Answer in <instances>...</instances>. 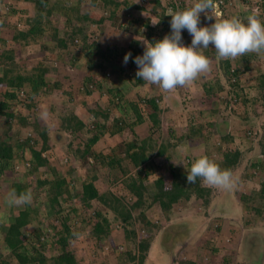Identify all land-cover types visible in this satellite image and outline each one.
Returning a JSON list of instances; mask_svg holds the SVG:
<instances>
[{"label":"rangeland","instance_id":"rangeland-1","mask_svg":"<svg viewBox=\"0 0 264 264\" xmlns=\"http://www.w3.org/2000/svg\"><path fill=\"white\" fill-rule=\"evenodd\" d=\"M112 1L114 4L116 2V5H104L102 0H100L101 5L100 3L96 4L97 1L94 3H90V0L78 1L80 2V12L86 17L79 21H76V18H72L74 20L72 23L77 24L71 26L74 28V34L71 33L72 30L70 27L66 28V18L59 10L60 6L58 3L61 2L59 4H63L62 2H64V0H35L34 3L27 0H18L17 4L21 9H18V12L14 13V16L8 18L3 17V20H7V22L4 23L5 25L0 24V53L7 54L6 52L8 50L13 51V59L16 62L15 64H17L16 69H19L20 73H29L31 65L43 59L44 64H46V61L49 64L50 84L54 82L60 83V86L48 91L46 93L47 95L41 93L39 95L41 100L37 98L34 99L37 104L36 113L39 117V126L44 128L43 132L45 131L46 133L47 143L49 145L43 154L49 157L48 163L50 164L49 167H51L50 169L49 167L46 168V166H42L38 174L47 176L52 180L54 176L58 177L60 175L59 173L63 176L66 175V172L69 171L68 168L74 167L77 171L72 172L69 177L71 178L73 187L79 188L82 179L93 176L94 184L99 192H110L111 196H125L127 200L133 201L134 198H131L128 190L123 188L120 180L121 178H127L125 175L135 177L138 173V168L132 167L125 153L120 152L126 143L136 139V142H138L137 144H139L140 141L147 136L154 139L153 143L155 146L149 148L147 154L149 155L150 163L152 162V167L154 165V168H156L151 171V175H149L148 178L143 180L147 197H150L153 195V192L157 191L154 185L155 178L158 176H168L167 165L172 164L174 167L187 171L190 168L187 163L192 162V159L207 155L206 149L210 150L211 155L213 154V158L220 157L214 150L215 145L221 143L220 137L227 132L231 134L230 136H233L232 141L227 144L229 147L237 149L240 152L238 163L231 171L236 180V186L232 190L210 188L205 186L202 180H200V184L208 188V192H204L202 198L192 196L186 201L179 200V202L167 212H164L161 207L158 208V205H154V203L151 204L153 205L152 208H150L151 205H147L136 210L135 214L137 212L139 214L141 210L144 213L146 210L151 220L159 218L157 227H152L151 221L144 226V221L138 222L137 220L139 219H136V223L134 224L137 229L143 226L150 231V234H147V232H145V234L150 236L149 244L150 248L152 247V251L149 250V252L145 254L143 264H155L151 259H153V261L159 260L160 264H189L193 256L196 257V264H264V194L263 196L260 195L261 182H264V177L258 168L251 166L253 163H259L258 160L261 161L263 158L261 155V147H264V99L259 95L257 80L254 75H250L247 71L242 74L240 84H244L243 87L245 91L242 94L240 93L239 98H235V87L227 83L226 77L221 72L223 69L218 67V63H212L211 70L202 74L195 81L196 84H194V88L202 87L201 85L204 83L210 86H212L211 83H219L221 88L217 96H213V94L207 95L205 99L202 98V101L198 102L199 104L196 105V108L188 110V114L177 115L178 112L180 113L183 110L187 111L181 102L183 101L182 93H186L188 90L187 86L178 87L176 91L164 92L162 90L160 91L159 87L156 88V85H149L146 83L143 86V84L134 83L132 80L134 74L130 71L125 72L126 74L123 73L121 77L122 80L125 75L129 77L126 78L127 80L124 82V84L127 85V87L124 88L128 90L126 102L127 100L138 101L137 95L138 97L146 96V91L149 92L151 90L152 92H156V98L159 100L161 107L159 110V125L157 128L150 127L149 121L146 120L136 125L134 128H125L120 134L118 133L119 135H117L114 145L109 149H105L110 150L109 154L105 156L101 155L102 157H99L100 159L91 156V158H86L87 162L85 163H83L82 159L77 157V153L82 145H86V140L90 133H88L86 129L72 132L66 126L61 128L58 119H51L48 115V110L46 109H48L49 104L55 105L56 110L54 111H58V113L61 111L60 109H62L65 115L70 111L72 106H74L73 113L84 120L86 125L85 128L88 129L90 125L93 128L95 124H98L95 131L100 127L99 124L102 125L103 122L112 123L115 118L124 120L126 123L129 122V115L123 116L115 114L113 106L109 105L108 108L105 100L104 104L100 102L101 106L97 105L100 107L99 113H102V115H94L95 118L90 120V110L88 108L95 109L96 105L92 103L94 101L90 102L91 105L81 104L80 102V96L83 98V96L86 95L84 92L79 93V87L81 86L80 80L83 74H86L84 64L82 63L91 58V55H88L89 49L90 52L95 54V56H92L94 59L100 57L101 53H97V55L96 51L92 49L94 42L95 44L97 43L100 48L102 47L101 50L114 47V52L121 51L126 53L130 52L129 48L132 45L131 41L133 39L144 42V32L146 28L138 23L127 26V20L133 16L136 18H143L147 15L150 17L152 15V20H155L159 18L157 13H161V9H164V5L168 6V0H139L138 3H136L135 0ZM175 1L178 2L179 5L186 7H189L194 2V0ZM239 1L240 0H238V2ZM4 2L5 3L2 2V4L8 5L7 0ZM76 2V0H70L69 4L75 5L77 4ZM228 2L229 6L225 7L224 12L218 15H213L211 12L207 13V15L213 17L212 19L206 18V15L201 13L200 25H210L214 20H219V18L223 19L233 16L239 17L242 22L246 23L247 17H249V10H247L243 4H240V2L238 3L234 0H228ZM135 4L138 5V8L135 7ZM24 12L26 13L24 14ZM169 12L170 11L164 9L162 15ZM225 13L226 15L222 17ZM36 14H41L39 22L41 23L42 31L35 34H27L25 39L21 37L16 38L17 32L26 31L28 28L25 23L23 24L20 18L25 19L28 16L31 18V21H33V17ZM15 16L20 18L18 19ZM96 16H102L105 21L100 25L96 24L90 19ZM261 20H264V16L261 17ZM161 28V30H163L162 32L159 30V27L155 29L156 37L159 36V33L163 36L170 34L166 27ZM181 35L183 38L182 40L186 41L182 32ZM62 36L66 41L63 46L58 43L59 38ZM211 47L210 45V48ZM114 54L116 53H113V55ZM110 56L111 58H109V61L104 62L106 64L105 71L111 72L109 78L115 82L117 79L113 75L116 73L113 72L115 70L118 73V71L113 68L111 64L118 63L117 61L120 59V56L117 57L115 61L112 60L114 59L112 58V54ZM0 59L2 58L0 57ZM122 59L123 57L120 60ZM256 60L252 64V68L257 72L256 75L261 74V72L264 73V54H260ZM234 64L238 68V63ZM3 65L1 60L0 69L3 68ZM23 87L29 90L28 85H24ZM6 89L10 90L6 85L1 87L3 91ZM189 89H191L190 85ZM15 90H18V88ZM66 91L70 92L69 95ZM200 92L202 93L203 91L200 90ZM22 98L26 100L24 96L20 98L16 96L11 99V107L13 112L19 116L27 114L28 119L24 120V122H26L24 126L19 129L15 127L14 131L17 129L19 132L17 135L15 134L14 138L10 141L12 144H15L14 149L17 150L18 147L16 146L15 137H19L18 140L22 142L26 141V138L29 137L32 138L30 144H32L35 149H40L42 143L40 133L38 134L39 131L31 127V123L34 122V117L36 115L31 117L30 113H26L25 102L22 101ZM244 99H246V101H244ZM254 99L260 101L257 100L255 102ZM98 100L102 101L101 98ZM212 102H215L214 108L211 107ZM66 108L70 109L67 110ZM124 110L126 111L127 109L125 108ZM86 112L89 117L87 121L85 118V116L87 117ZM210 113H212V115ZM105 115H107L106 120H104ZM130 117L134 118V115L131 113ZM4 121L5 118L0 116V135L5 128ZM67 126L73 127L72 122ZM190 126H195V128L200 126L201 128L199 127L198 129L207 137L206 141L204 142L203 136L200 137V135L192 137L193 135H190ZM112 129V126L107 125L105 126L104 132H111ZM10 130L11 131L8 133L12 136L13 131L12 129ZM248 132H250V134ZM251 132L255 133L251 134ZM111 135L113 134L111 133ZM110 138V136L104 135L105 141L103 143L106 144V141H108V139L110 140ZM201 138L203 139L200 140ZM110 141L113 144V140ZM95 146L96 148H100V145ZM161 146L165 148V155L163 156L157 154V150ZM185 146L188 147L189 154L187 157H182L181 151ZM225 146L226 145L223 144V147ZM91 151L96 153L93 148ZM75 153L76 155H74ZM110 155L116 158L121 157L123 159L121 160L123 165L120 167L115 164L113 165L114 167L110 166L108 164L109 160L106 157ZM29 157L30 153L28 147H26L22 159L26 158L27 160ZM101 158L104 159L103 162H100ZM124 158H126V160H124ZM21 165L22 163L20 161H16L14 165L15 171L12 172L11 170H7L4 173V179L0 181V225L1 223L5 225L10 223L16 212L20 209V207H8L5 203V196L7 192L12 189V179L15 181L16 178H21V170L23 171ZM123 168H127L126 173ZM129 169L131 170L129 171ZM53 170L56 171L55 174ZM36 176L37 174H32L26 179L27 182H29L30 190L33 189ZM74 189L75 188L72 190ZM47 194V190L45 189L33 192L30 205L31 207H39V213H42V215L35 217L33 219L34 222L30 224L31 226L26 225L23 228L27 237H32L33 234L36 235L37 232L32 231L40 229L35 228L36 223H42L43 226L48 222L54 223L56 214L52 212L47 204L45 199ZM205 196L210 199L207 205L203 202ZM64 200L66 202L65 206L77 205V203L80 202V200L71 198ZM91 205L92 208L89 209L82 207L80 212L91 214L94 209L99 208L107 214L112 224L117 223V221H113V213L106 209V205L95 200L92 201ZM260 207L263 212H261L262 214L254 210ZM63 213L65 214L67 211ZM132 213L134 214V210H132ZM144 220H148L147 217ZM55 223L57 224L58 230L62 229L59 221ZM201 224H203V226ZM69 226L77 233V236L69 241L65 249L74 252L78 264H101L102 261H105V264H119L116 256L110 254L108 251L110 245L114 243H110V240L106 239L103 241V244L104 249L108 252L95 253L92 250L95 247L94 240L93 238L90 239L91 237H87L90 225L83 227L79 221L72 222L71 220ZM39 232H41V229ZM3 235L4 234L0 232V243L1 240H3ZM239 235L242 243L239 241ZM116 236V234L112 235L113 241L117 238ZM209 240H215V244L219 245V252H213V254L210 255L207 253L208 251L205 250L188 248L195 244H198L196 245L197 248L202 246L201 244L208 246ZM194 251L197 254H193ZM155 252H161L162 255H164V259L157 257ZM58 253V249L56 247L52 248V245L49 247L47 246V248L43 250V254L48 259H51ZM0 254L5 257L7 256V253L2 250L1 245ZM174 259L178 261L173 262Z\"/></svg>","mask_w":264,"mask_h":264},{"label":"trees","instance_id":"trees-1","mask_svg":"<svg viewBox=\"0 0 264 264\" xmlns=\"http://www.w3.org/2000/svg\"><path fill=\"white\" fill-rule=\"evenodd\" d=\"M4 1L5 0H0V24L3 25H5L4 23L7 22V20H3V17L8 18L14 16V13H17L18 9H21L17 4L18 0H7L8 5L2 4V2L5 3ZM27 1L32 3L35 2V0ZM69 1L70 0H64V2H62L63 4H59L61 3L59 2L58 5L60 6L59 10L61 14L66 18V28L70 27L72 30V32H70L74 34V28H72L71 26L77 24L72 23L74 21L72 18H76L75 20L79 21L80 19L83 20V18H85L86 16H84L80 12V2L78 1L81 0H76L77 4L75 5L69 4ZM95 1H97L96 4L100 3V0H90V3H94ZM102 1L104 5H116V2L114 4L112 0ZM252 3H254L253 5H256L260 9L264 10V0H252ZM135 7L138 8V5L135 4ZM184 8H186V6L179 5V3L175 0H168V6L164 5V9L170 12L183 10ZM164 9H161V13H157L159 17L157 19H159L160 22L155 26L151 22L152 15L151 17L147 15L143 18H136L135 16H133L132 18L127 20L126 24L128 26L130 24L138 23L145 27V43H152L163 37V35H161L160 33L159 36L156 37V28L159 27V30H161V27H166L167 31L171 33V17L167 14L162 15ZM25 13L26 12H24V14ZM225 15L226 13L222 17H224ZM257 15L260 18V15ZM17 18L19 19L20 17ZM40 18L41 14H36L33 17V21H31V18L28 16L25 19L20 18L23 21V24L25 23L28 28L26 31L17 32L16 38L21 37L25 39L27 34H35L41 32L42 27L41 23L39 22ZM90 19L98 25L105 21L102 16H96ZM162 31L163 30H161V32ZM182 33L187 43H191V35L188 33V31L183 30ZM65 42L66 41L63 36L59 38L58 43H60V45L63 46ZM93 44L94 45L92 46V49L96 51V54L101 53V55L98 59H94L92 56H95V54L90 52L89 49L88 55L90 54L91 58L83 61L82 63L84 64V70L86 71V74L84 75L82 73L83 76L80 80L81 86L79 87V92H84L86 95H92L93 93H96V96H98V98H101L103 96L105 97V101L108 108L109 105L113 106L115 114L123 116L129 115V122L127 123L124 120H118V118H115V120L112 122L113 129L111 130V133L119 135L125 128H133L136 125L145 122L146 120L149 121L150 127L157 128L160 122L159 110L161 107L159 104V100L156 98V95L150 96L148 95L149 93H147L146 96L142 97H138L137 95V98L139 99L138 101L127 100L126 102V94L128 90L127 88H124L127 87L124 82H126V78L129 77H126L125 75L122 80L121 77L123 73L130 71L132 72V74H134L132 76V80L134 81V83H139L141 85L143 84V86L146 84V82L136 77L137 65L133 62L132 59H130L127 64L123 62V59L120 60L122 57H124L126 52H114V47L106 48V50H101L102 47L100 48L97 43L95 44L94 42ZM131 44L132 45L129 49L133 58L143 54L144 42H141L138 39H133L131 41ZM6 53L7 54L0 53V57L2 58L0 59V63L2 60L4 64L3 68L0 69V116L5 118V128L0 135V181L4 179V173L7 170H11L12 172H14V165L16 161H20L22 163L21 166L23 167V171L21 170V178H16L15 181H13L12 179L11 188H14L18 194L26 190H30L29 182H27L26 179L32 174H37L36 179L34 180L33 189H31L30 191H32L33 193L34 191H41L44 189L47 190L48 194L46 195L45 199L52 212L56 215L54 218V223H47L52 231V235H49L48 239L44 240L40 239L42 232H39L40 229L42 231V223H36L35 228L40 229L37 231H32L37 232L36 235L33 234L32 237H26L25 231L23 230V228L28 223H30L35 217L42 215V213H39V207H31L30 204L24 205L20 207V209L16 212L14 218L10 221V223H8L7 225L1 223L0 232H2L4 235L0 245L2 250L7 253V256L5 257L0 254V264H78L74 252L65 249V247L69 244V241L71 239L73 240L74 237L77 236V233L74 232L69 226L71 220L72 222L79 221V223H81L83 227L90 225V229L87 232V237H91L90 239L93 238L94 240L95 247L92 250L95 253H103L104 251H106L104 249L103 241L108 239L110 240V243H114L112 239V232L116 231L114 227L115 223L112 224L108 219L107 214L99 208L94 209V211L91 212L92 215L80 212L82 207L88 209L92 208L91 203L93 200L98 201L103 205H106V209L110 210L113 213L114 222H118L119 219H121L122 222L120 226L124 229V241L121 244L114 243L110 245V248L108 250L109 253L116 256L119 264H143L145 260L146 251L149 247L150 236H143L140 239V255L135 256L133 252L135 246V233L129 228V225H131L132 223L130 220L132 210L135 211V208H137L136 210H138L141 207H145L147 205L150 206L151 204L156 203L161 207L164 212H167L171 210L173 206L179 202V200L186 201L192 196L202 198L204 192H208V188L200 184V178H198L195 183H187L186 174L188 170L183 171L182 169H179L177 167H174L172 164H169L167 165V171L169 173L168 176L156 177L154 180V185L157 191L153 192V195H151L150 197H147L146 187L143 184V180L148 178V176L151 175V171L156 168H154V165L152 167V162L150 163V158L147 154V150L155 146L153 143L154 139L150 138L149 136L145 137L142 140L140 138L141 141L139 144H137L138 142H136L135 140H132L126 143L125 146L122 147V149L120 150V152L125 153V156L128 157V162L132 164V167L138 168L137 176L134 177L125 175L127 178L120 179L123 188H126L128 190L129 194L131 195V198H134L133 201L127 200L125 196H111V194L108 195L107 193L99 192L94 184V178H92L93 176L82 179L79 188L73 187L71 184V178L69 177L72 172L77 171V169L74 167H69V171L66 172V175L63 176L61 173H59L60 175L58 177L54 176L52 180H50L47 176H42L38 174V171L42 166H46V168L50 166V164L48 163L49 157L43 154V152L47 150L49 145L47 143L46 133L45 131L43 132L44 128L39 126V117L36 113L37 104L34 99L37 98L41 100L39 96L41 93L46 94L48 91L57 88V86H60V83L54 82L53 84H50L49 64L47 61L46 64H44V60L41 59L34 65H31V67L29 68V73L22 74L19 72V69H16L17 64H15L16 62L13 59V51L8 50ZM113 53L116 54L113 55ZM203 53L210 59L211 64L218 63V67L223 69L221 72L226 77L227 83L232 85L236 89L234 93V96H236L235 98H239L240 93H244L245 91L243 87L244 84H240L242 78L241 76L242 74H244L245 71L251 72L252 70H254L252 68V64L260 55L250 53L234 60L221 59L217 56L214 47L204 49ZM111 54L112 58H114L112 60L114 61L117 57L120 56V59L117 61L118 63L111 64L112 67L118 71V73L115 70L113 72L116 73L115 75H113L117 79H115V82L112 81V79L110 80L109 78L111 72L105 71L106 64L104 62L109 61V58H111ZM242 60L246 62L245 66L242 68L244 71L240 68H237L234 64L239 63V61ZM255 78L257 80V88L259 89V95H261V97H263L264 99V73L256 75ZM3 85H6V87H8L10 90H1V87ZM24 85H28L29 90L23 87ZM211 85L212 86L208 85L207 83L202 84L201 89L203 92L200 95L191 93L187 95V99L181 101L184 105V108L189 110L196 108V105L199 104L198 102L202 101V98L205 99L207 95L213 94V96H217V93L220 90L221 86H219V83H211ZM16 88H18L19 93L26 98V100L22 98V101L25 102L24 105L26 107V113H30L31 117H33V115H36L34 117V122L31 123V127L34 130L39 131L38 134L40 133V137L42 140L40 149H35L34 146L30 144V140H32V138L29 137H27L26 141L23 142L18 140L19 137H15L16 146L18 147L17 150L14 149L15 144H12V142L10 141L14 138V135H17L19 132L17 129L14 131L15 127L19 129L20 127L24 126V123L26 124L24 120L28 119L27 114H22V116H19L18 114H15V112H13V109L11 107V99L18 96V94H15L16 91H18L15 90ZM159 90L161 91L160 88ZM66 93L69 95L70 92L66 91ZM258 99H254V101L256 102ZM81 100V104H85ZM244 101H246V99H244ZM99 106H101V104ZM124 106L127 110L121 111V109H123L122 107ZM66 109L69 110L70 108ZM46 110H48V115L51 117V119H58V121L60 122L59 126L61 128L66 126L72 132L82 131L83 129H86L88 133H90L86 140L85 148L80 150V153L78 152L79 154L77 153V157L79 159H82L83 163L87 162L86 157L88 154L92 155L96 159L102 157L101 154L91 152V147L93 146L94 142H96L98 137H100V135L102 134L100 132L95 131V129H97L96 127L98 124H95V128H85V123L80 118H78L76 114L73 113L74 106H72V108L66 115L63 114L62 109H60L61 111L59 113L58 111H54L56 110V106L53 104H49L48 109ZM99 111L100 107H97V109L90 110L92 115L95 116H99ZM131 113L134 115L135 119L130 117ZM106 118L107 115L104 116V119ZM70 122H72L73 127L67 126ZM99 126L100 130L101 128L103 130L105 129V125L103 124H99ZM199 127L200 126L195 128V126H190V135H193L192 137H195L196 135H200V137L203 136V141L205 142L207 137L203 135V133H201V131L198 129ZM10 129H12L13 131L12 136L8 133L11 131ZM230 135L231 134L225 132V135L220 137L221 143L215 145L214 150L220 157L213 158V154L211 155V152L208 149H206V156L217 162L221 168H226L232 171V169L238 163L240 152L237 149L229 147V145L227 144L233 139V136ZM203 138H201L200 140H202ZM222 143L226 146L223 147ZM26 147H28L30 153V157L27 160L26 158L22 159L23 152L26 150ZM261 153V155L263 156L262 160H258L259 163H253L251 164V166L254 168H258V170L264 177V147H261ZM157 154L162 156L165 155L164 146L159 147ZM106 157L109 160L108 164L110 166H113L115 164L120 167L121 165H123L121 163V160H123L121 157L116 158L113 157V155ZM124 160H126V158H124ZM194 160L195 159H192V162ZM103 161L104 159L101 158L100 162ZM192 162L187 163V165H189L190 167ZM49 168L51 169V167ZM124 172H127V168L124 169ZM53 173L55 174L56 171L53 170ZM73 188L75 189L72 190ZM263 194L264 182H261L260 195L263 196ZM70 198L80 200V202L77 203V205L65 206L66 202L64 199ZM209 200V197L207 198L205 196L203 201L204 204L207 205ZM254 210L258 213L262 212L261 207L257 209L255 208ZM64 211H67V213L64 214ZM139 215L140 217H142V219H144V214L142 210L139 212ZM55 219L60 222L62 229H57ZM26 239L28 241H26ZM24 240L26 241L25 243ZM51 245L52 248L56 247L59 253L53 256L51 259H48L43 254V250H45L47 246L49 247ZM108 251H106L105 253H107ZM101 264H105V261H102ZM189 264L193 263L189 261Z\"/></svg>","mask_w":264,"mask_h":264},{"label":"clouds","instance_id":"clouds-1","mask_svg":"<svg viewBox=\"0 0 264 264\" xmlns=\"http://www.w3.org/2000/svg\"><path fill=\"white\" fill-rule=\"evenodd\" d=\"M234 1L238 2V0ZM135 2L138 3L139 0H135ZM239 2L249 10V17H247L246 23L242 22L239 17L233 16L230 18H219L220 20H214L210 25H200L201 13H204L208 19L213 18L211 15H207V13L211 12V14L214 15L212 9L217 7L216 0H194L189 7L183 10L167 13V15L171 17V33L164 35L161 39L152 43L146 44L144 41L143 54L133 58L132 54L127 52L123 57V62L127 64V62L132 59L137 65L136 77L149 85L158 86L164 92H171L175 91L178 87L190 85L202 74L211 70L210 59L203 53V50L208 49L210 45L214 47L217 56L221 59H236L250 53H255L257 55L264 54V20L262 21L260 19L264 16V10L253 5L254 3H252V0H240ZM227 6H229L228 0H224V5H222L221 8L222 12H224ZM257 14L260 15V18ZM151 22L155 26L160 21L159 19H155L151 20ZM183 30H187L191 35L190 45L185 46L182 42L184 41L181 35ZM187 89L190 90L188 87ZM18 92L19 90L16 91V94H18ZM189 94L190 93L187 94V91L186 93H182L183 100H186V96ZM100 102L104 103L103 101ZM99 115H102V113H99ZM102 124L104 125V122ZM90 128H92L91 125ZM104 130L98 128L96 131L102 133L100 135V137H102L105 135ZM100 137H98V139ZM134 140L136 141V139ZM85 146L82 145V147L79 148V152L84 149ZM96 153L105 156L102 152ZM188 154L189 149L185 146L181 151V155L182 157H187ZM74 155H76V153ZM91 156L92 155L88 154L86 158H91ZM198 178L202 180L205 186L210 188L232 190L236 186V180L231 170L221 168L217 162L206 155H202L195 159L191 163L190 169L186 174L187 183H195ZM107 194L109 195L111 193L107 192ZM32 198L33 193L30 190L18 194L13 188L7 192L5 203L8 207H22L31 204ZM152 206L153 205H151L150 208H152ZM136 209L137 208H135V211ZM135 211L134 214H131L130 220L132 223L129 225V228L135 233V246L133 252L135 256H138L140 255V239L143 236H147L145 232L150 234V231L143 226L137 229L134 225L136 219H139L137 220L138 222L144 221V226L151 221V226L157 227L159 218L151 220L149 218L150 215L148 216L145 210L144 213L148 220H144L146 218L145 215L144 219H142L138 212L135 214ZM33 222L32 220L27 225L31 226L30 224ZM55 222H57L56 219ZM121 223V219H119V221L114 224V227L116 230L123 231L122 234L124 238L125 234L124 229L120 226ZM41 226V232L49 228L48 224H45V226L41 224ZM26 241L28 240L26 239ZM26 241L24 240V243ZM123 241L124 240H122V242ZM149 250L150 244L146 253H148ZM151 260L155 264H160L159 260ZM175 261L178 260L174 259L173 262ZM196 263L197 262H194L193 264Z\"/></svg>","mask_w":264,"mask_h":264},{"label":"crops","instance_id":"crops-1","mask_svg":"<svg viewBox=\"0 0 264 264\" xmlns=\"http://www.w3.org/2000/svg\"><path fill=\"white\" fill-rule=\"evenodd\" d=\"M245 64H246V62L245 61H239V63H238V68H240L241 70H242V67H244L245 66ZM248 73H250V75H254V76H256V71L255 70H252L251 72L250 71H247ZM247 73V74H248ZM262 73V72H261ZM242 77V76H241ZM194 84H196L195 82H193V83H191L190 84V86H191V89L190 90H187V94L188 93H191V94H197V95H200L201 94V92H200V90H202L201 88L202 87H195L194 88ZM200 86V85H199ZM202 86V85H201ZM187 87L189 88V85H187ZM156 88H158V87H156ZM146 91V90H145ZM151 91V90H150ZM147 92L146 91V94L147 93H149L148 95H156V92ZM155 91V90H154ZM78 93V92H77ZM79 93H81V92H79ZM243 92H241V94H242ZM96 98V99H95ZM100 98V97H99ZM98 96H96V93H93L92 95H84L83 96V98L80 96V98L79 99H82L81 101L82 102H84L85 104H88V105H91V103L90 102H92V101H94V102H92L93 104H95L96 105V108L95 109H97V105H100L98 102H100L98 99ZM102 98V101L105 103V97H101ZM90 103V104H89ZM103 103V104H104ZM214 105H215V102H212L211 103V107L212 108H214ZM88 107H93V106H88ZM124 108L125 107H123V109H121V111H125L124 110ZM182 108H183V106H182ZM89 110H93L94 108H88ZM85 110V109H84ZM84 112V111H83ZM181 115V114H188V110L186 111V110H183L182 112H178L177 113V115ZM245 114V113H244ZM86 115H87V113H86ZM212 115V114H211ZM209 117V116H208ZM212 117H214V116H212ZM78 118H80L83 122H84V120L81 118V117H79L78 116ZM85 118H86V121L88 120L87 118H89L88 117V115H87V117L85 116ZM94 119L95 117H94V115H92V113L90 112V120L91 119ZM135 119V118H134ZM133 119V120H134ZM208 119V118H207ZM104 120H106V119H104ZM85 123V122H84ZM105 124V126H107V125H110V126H113V124L112 123H109V122H105L104 123ZM113 135H111V132H107V133H105V135H107V136H110L111 138H110V140H113V144L111 143V141L108 139V141H106V144H104L103 142L105 141V139H104V135L102 136V137H100L94 144H93V146H92V148H93V150L95 151V152H102L104 155H107V154H109L110 153V150H105V149H109L111 146H113L114 145V141H115V139H116V137H117V134H114V133H112ZM95 145H100V148H96V146ZM104 145V146H103ZM94 146H95V149H94ZM103 147V148H102ZM91 148V149H92ZM112 151V150H111ZM131 169H129V171H130ZM124 177V176H123ZM155 205H156V203H155ZM158 208H160V206L158 205ZM11 219V218H10ZM9 219V220H10ZM198 223V222H197ZM202 226H203V224H201ZM185 226H186V224H185ZM117 232H119V233H117ZM122 232L123 231H121V230H116L115 232H112V234H116L117 236V238L113 241L114 243H120V242H122V240H123V234H122ZM239 241H240V235H239ZM216 242H215V240H209L208 241V246L207 245H204V244H201L202 246H200L199 248H197L196 247V245H198V244H195V245H192V246H189L188 248L189 249H195V250H197V249H199V250H205V251H208L207 253L208 254H213V252H219V245H216L215 244ZM240 243H242V241H240ZM202 247V248H201ZM207 249V250H206ZM150 250L152 251V247L150 248ZM198 250V251H199ZM150 251V252H151ZM166 252V251H165ZM193 254H197L195 251L193 252ZM155 255L157 256V257H161V258H164V255H162V253L161 252H155ZM208 261V260H207ZM190 262H192V263H194V262H197L196 261V257L195 256H193V258L192 259H190Z\"/></svg>","mask_w":264,"mask_h":264},{"label":"built area","instance_id":"built-area-1","mask_svg":"<svg viewBox=\"0 0 264 264\" xmlns=\"http://www.w3.org/2000/svg\"><path fill=\"white\" fill-rule=\"evenodd\" d=\"M216 5H217V7H214L212 10H213V13L215 14V15H218L219 13H221L222 12V10H221V8H222V5H224V0H216ZM210 16V15H209ZM183 43H184V45L185 46H187V45H190L191 43H187V42H185V41H182ZM22 95L18 92V98H20ZM249 134H250V132H248ZM255 132H251V134H254ZM49 235H52V231H51V229L50 228H46L45 229V231L44 232H42V234H41V237H40V239L41 240H44V239H48V236Z\"/></svg>","mask_w":264,"mask_h":264}]
</instances>
